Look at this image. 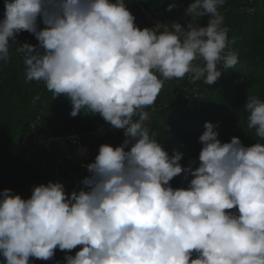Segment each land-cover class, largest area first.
I'll return each instance as SVG.
<instances>
[{
    "label": "clouds",
    "instance_id": "obj_1",
    "mask_svg": "<svg viewBox=\"0 0 264 264\" xmlns=\"http://www.w3.org/2000/svg\"><path fill=\"white\" fill-rule=\"evenodd\" d=\"M224 3L193 0L186 28L174 22L141 30L125 0H4L0 61L9 59L10 38L33 34L38 47L16 50L26 79L68 98L71 116L98 113L126 137L116 147L100 145L78 192L49 181L27 199L0 193L4 264L49 260L57 248L78 245L66 264H264V143L244 146L235 136L222 143L216 125L205 122L193 169L182 167V153L169 155L145 123L144 109L165 80L190 74L192 83L215 85L238 63L219 11ZM244 107L248 128L264 140V100L248 97ZM181 173L193 178L174 189L169 182Z\"/></svg>",
    "mask_w": 264,
    "mask_h": 264
},
{
    "label": "trees",
    "instance_id": "obj_2",
    "mask_svg": "<svg viewBox=\"0 0 264 264\" xmlns=\"http://www.w3.org/2000/svg\"><path fill=\"white\" fill-rule=\"evenodd\" d=\"M193 0H125L126 7L134 15V23L141 30L153 28L155 22L171 26L179 13L185 12ZM249 0H225L219 9L223 26L228 28L230 48L238 55L233 68H225L215 85L203 80L192 83L190 74L182 79L165 80L163 87L150 110L146 125L164 150L172 155L173 150L182 153L180 164L193 169L199 166L202 144L199 137L205 131V122L216 125L218 139L222 143L238 137L244 146L264 143L247 126L249 113L244 105L248 97L264 100V0L255 4ZM169 4H175L167 11ZM4 0H0V20L4 18ZM208 17H201L199 25L207 26ZM38 27L44 25L38 20ZM24 43L35 46L38 41L27 31L16 35L15 43L9 40L10 55L0 61V193L10 189L21 195L28 187L43 182L44 169L38 164L35 154L27 153L22 141L28 134V123L40 116L48 126L60 133H83L94 123L105 120L87 109L77 116L70 115L72 105L65 96L54 97L43 81H28L25 75L23 55L16 50ZM43 49H41V52ZM203 64L202 59L194 61ZM218 70L222 68L217 65ZM39 99H36V97ZM122 140L126 139L120 129ZM23 149L25 155L20 152ZM127 150V149H126ZM194 162V163H193ZM193 177L181 173L169 183L175 188H186ZM232 211H235L233 209ZM82 246L70 251L55 250L53 258L40 260L30 257V264H66L65 256L73 255ZM193 259L196 258L195 253ZM0 255V264H4Z\"/></svg>",
    "mask_w": 264,
    "mask_h": 264
},
{
    "label": "built area",
    "instance_id": "obj_3",
    "mask_svg": "<svg viewBox=\"0 0 264 264\" xmlns=\"http://www.w3.org/2000/svg\"><path fill=\"white\" fill-rule=\"evenodd\" d=\"M252 1L249 0L250 3ZM189 18L188 15H178L174 22L186 28ZM144 111L150 114L149 109L145 108ZM121 140L120 129L106 121L94 123L90 130L83 133H60L48 126L40 116H35L28 123V134L22 144L27 153L37 156L39 166L44 169L41 184L61 182L65 192L70 195L72 191L78 192L83 187L82 180L91 175L86 166L94 162L100 145L116 147L121 144ZM34 186L38 185L28 187L20 196L30 198Z\"/></svg>",
    "mask_w": 264,
    "mask_h": 264
},
{
    "label": "rangeland",
    "instance_id": "obj_4",
    "mask_svg": "<svg viewBox=\"0 0 264 264\" xmlns=\"http://www.w3.org/2000/svg\"><path fill=\"white\" fill-rule=\"evenodd\" d=\"M256 2H255V4L257 5L258 4V2H259V0H255ZM179 15L180 16H185L186 14H185V12H181V13H179ZM189 20H191V17L189 18ZM156 25H160L158 22H155V25H154V27L156 26ZM153 27V28H154ZM147 122V121H146ZM123 130V129H122ZM20 152L23 154V155H25V152H24V150L21 148L20 149Z\"/></svg>",
    "mask_w": 264,
    "mask_h": 264
}]
</instances>
